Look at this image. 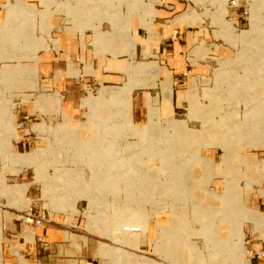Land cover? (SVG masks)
<instances>
[{"label": "rangeland", "instance_id": "374dc122", "mask_svg": "<svg viewBox=\"0 0 264 264\" xmlns=\"http://www.w3.org/2000/svg\"><path fill=\"white\" fill-rule=\"evenodd\" d=\"M173 2L174 16L203 29L184 82L161 85L158 57L138 53L116 86L83 80L84 113L69 117L56 113L59 97L42 94L51 88L38 66L48 26H100L133 57L129 14L150 26L167 0H0V264H40L7 240L8 211L31 213L30 226L78 219L74 228L97 240L93 264H264V0ZM171 88L186 93L184 107L173 115L169 94L163 119L132 122L131 93L159 91L162 102ZM49 102L52 113L40 108ZM25 180L43 187L32 210Z\"/></svg>", "mask_w": 264, "mask_h": 264}, {"label": "crops", "instance_id": "0c3cea01", "mask_svg": "<svg viewBox=\"0 0 264 264\" xmlns=\"http://www.w3.org/2000/svg\"><path fill=\"white\" fill-rule=\"evenodd\" d=\"M28 3L36 6L37 2ZM172 3H174L173 0H167L165 7H155L156 14L150 26L144 25L142 16L141 18L134 16L133 14L135 13L131 11L129 18L131 17L130 20L133 18L134 24L132 25V29L128 30V33L131 39L130 50L135 51L133 57L129 53L130 57H124L126 54L120 51L124 49L125 44L119 40L111 43L109 37L113 32L100 30V26L94 27L92 30V28L74 25L58 26L51 29L52 27L49 25V32L45 31V40H40L42 46L39 49H42L43 52L38 54L39 81L41 85L51 87L47 88L48 92L42 94H53L60 98L59 112L56 113L66 114L69 117L81 116L84 113L82 109L84 107L82 105L84 99L82 100L81 98L83 80L87 82L94 80L111 83L105 85L116 86L123 78V73H126L124 71V66L127 64L125 58L131 62L135 61L134 57L138 53L148 52V55L159 58V60L157 58V60L152 61H155L161 68V85L163 81H170L171 85L172 80L174 84L184 82L191 65L188 61V55L192 53V49L199 43L203 29L197 24L198 22L179 19L178 17L182 14L174 16V11L171 9L175 6L169 5ZM4 6L6 10H4L2 15V10H0V17L7 19L8 3L4 4ZM80 14L84 13L72 11V17H79ZM17 15L20 14L12 13L9 19L15 18ZM92 15L95 14L93 13ZM49 33L50 37L48 36ZM117 33L121 32L114 30V34ZM52 38L54 41L51 40ZM95 38L96 44H98L96 48L99 49L97 53L94 45ZM100 38L105 39L103 42H100L98 41ZM114 46L118 53L114 54L112 52ZM101 47L103 48L100 49ZM156 93V95H153L148 90H139L131 93L130 117L132 122L138 125H147L152 121H157L156 118L158 120L163 119L165 117L164 97L169 94L172 96L173 115L176 113V109L182 108L185 105L186 93L183 90L178 89L175 91L174 88H171V91L167 90L166 93H163L162 102L160 92ZM159 99L160 102H158ZM180 99L181 103H179ZM24 108L21 112L28 113V110ZM40 108L44 109L45 111H43L46 113H52L56 105L49 102ZM28 117V114L23 116V118ZM91 131L93 132V128ZM71 134L70 130L69 139H74ZM95 136L96 142L101 141L100 137ZM90 139L92 138H88L85 141ZM28 141L29 138L21 140L18 147H27L30 144ZM80 144L83 145L79 141L69 142V145L79 146ZM214 160L216 161V159ZM219 161H216V163ZM217 169L220 170L219 166ZM27 181L25 180L23 183H29L26 189L28 193L26 194L25 192V197L30 199V205L24 206L30 209V207L33 208L35 202H38L37 200L42 199L43 187H39L40 185L35 180ZM11 205L13 206L14 204ZM14 206L16 207L17 205ZM17 208L19 207L17 206ZM8 212L12 216L10 219L6 217L4 224L7 240L10 242L19 240L22 245L20 250L26 251L27 254L32 253L40 264H93V261H90V259H95L94 243L97 240L91 229L86 232H80L74 228L79 225L78 219H73V216L70 217L68 214L67 216L57 214L54 216L52 224L30 226L25 224L27 222L25 220H27V216H31V213L20 215L15 212ZM30 231L33 232L32 239L26 236V233ZM77 243H80L81 246H78ZM13 249H15V254L18 253V256H22L19 254L18 247Z\"/></svg>", "mask_w": 264, "mask_h": 264}, {"label": "bare ground", "instance_id": "6f19581e", "mask_svg": "<svg viewBox=\"0 0 264 264\" xmlns=\"http://www.w3.org/2000/svg\"><path fill=\"white\" fill-rule=\"evenodd\" d=\"M174 124H175V123H174ZM234 127H235V126H233V125H231V126L228 125L229 130H231V129L234 128ZM250 128H251V126H250ZM239 129L242 130L243 127H242L241 125H240L239 127L237 126V127H235V130H234V131H239ZM231 132H232V131H231ZM183 135H184V134H182L181 136L184 137ZM212 198H213V197H212ZM213 202H216V199L213 198ZM102 251H103L104 253H107V249H102ZM221 262H222V258L219 259V264H222Z\"/></svg>", "mask_w": 264, "mask_h": 264}, {"label": "built area", "instance_id": "2783aa9c", "mask_svg": "<svg viewBox=\"0 0 264 264\" xmlns=\"http://www.w3.org/2000/svg\"><path fill=\"white\" fill-rule=\"evenodd\" d=\"M33 208L32 207H30V210H32ZM41 213L40 214H42V216L43 217H45L46 216V208L44 207L41 211H40ZM33 219L31 218V220L30 221H32Z\"/></svg>", "mask_w": 264, "mask_h": 264}]
</instances>
